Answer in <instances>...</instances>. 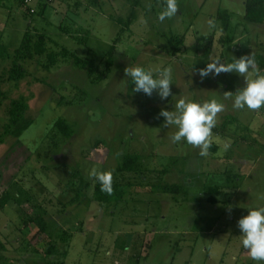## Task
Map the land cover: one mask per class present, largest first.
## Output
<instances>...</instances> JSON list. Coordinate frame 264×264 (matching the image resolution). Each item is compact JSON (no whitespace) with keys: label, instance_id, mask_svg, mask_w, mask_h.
Wrapping results in <instances>:
<instances>
[{"label":"rangeland","instance_id":"1","mask_svg":"<svg viewBox=\"0 0 264 264\" xmlns=\"http://www.w3.org/2000/svg\"><path fill=\"white\" fill-rule=\"evenodd\" d=\"M102 1L101 7L92 0L55 1L35 25L86 58L91 76L73 62L47 71L38 62L44 57H36L20 87L1 88L32 95L33 124L0 145V198L11 194L9 212L0 209V264H258L242 246L238 220L264 206V108L235 110L223 99L224 92L245 86L237 73L201 80L198 70L217 57L224 64L264 57V23L244 20L245 0H177V15L162 23L163 0H141L133 23L122 29L114 18H128L133 2ZM221 10L230 12L228 30ZM137 65L170 67L172 95L162 100L155 91L151 97L133 92L124 69ZM181 97L225 104L213 129L217 150L211 147L207 157L185 141L172 143L176 128L165 127L159 116ZM58 117L74 129L68 140L51 131ZM127 153L140 154L134 171L118 168ZM93 168L113 171V182L126 191L123 202L95 201ZM166 184L182 190L168 192ZM13 214L23 220L43 215L46 234L31 242L36 224L21 228Z\"/></svg>","mask_w":264,"mask_h":264},{"label":"clouds","instance_id":"2","mask_svg":"<svg viewBox=\"0 0 264 264\" xmlns=\"http://www.w3.org/2000/svg\"><path fill=\"white\" fill-rule=\"evenodd\" d=\"M163 8L158 12L159 22L175 17L179 11L177 0H163ZM209 27H215L212 20L208 21ZM125 75L134 84L133 92L144 93L151 97L155 91L160 99L164 100L172 95V69L160 65H152L148 68L142 66L126 67ZM237 73L244 78L245 86L235 93L226 91L224 100H232L235 110L247 108L253 112H259L264 108V74L257 66L253 54L233 57L232 62L224 64L219 57L207 63L205 68L198 70L203 80L210 74L215 76L221 73ZM225 110V104L216 98L203 103L190 100L186 97L179 98L174 105V110L161 109L159 116L165 118V127H175L170 140L174 144L185 141L193 148L199 149V155L207 157L213 143L217 142L213 135V129L217 126L218 115ZM229 144L223 145L227 151ZM221 153H217L220 155ZM90 176L100 184V190L109 195L113 193V171H98L93 168ZM238 227L242 232L241 243L247 250L248 256L258 262H264V206L251 208L246 216L238 220Z\"/></svg>","mask_w":264,"mask_h":264},{"label":"trees","instance_id":"3","mask_svg":"<svg viewBox=\"0 0 264 264\" xmlns=\"http://www.w3.org/2000/svg\"><path fill=\"white\" fill-rule=\"evenodd\" d=\"M24 9L26 17H32L35 15H42L45 17L43 9L49 6L48 4L42 5L40 9L35 13H31L26 7L23 0H20ZM133 2L134 9L130 12L128 18L123 16H117L114 18L124 28H129L135 19V7L141 4V0H129ZM95 5L101 7L102 0H92ZM79 4V2H78ZM222 20V24L225 30L230 28V12L228 10H221L218 13ZM243 18L246 22L254 24L264 23V0H245ZM44 20V19H43ZM46 20V18H45ZM173 41V40H172ZM171 41V42H172ZM175 47V46H174ZM10 47L5 44H0V115L1 111H5L6 120L0 124V145H3L8 137L19 139L23 136L33 124V120L28 116V110L30 109V101L32 95H15L9 94L6 90L1 89L5 84H12L11 88L20 87L21 82L31 75L28 67L26 66L29 61H33L36 57H44L43 60H38L40 66L45 70H51L57 67L62 62H73L78 68L87 67L88 76H91L94 72V67L88 65L86 58L81 57L72 48L60 43L53 39L46 32H39L34 24H30L23 36V39L18 47L15 49H9ZM115 50V44L112 45L108 51L107 59V73L111 70L114 60L113 52ZM177 49H174L176 53ZM257 66L260 70L264 71V57L254 55ZM2 64V65H1ZM107 73H103L100 77L102 79L107 77ZM2 120V117L1 119ZM53 129L61 134L65 140L70 139L74 135L73 127L62 117H58L54 120ZM64 140V141H65ZM212 150H217V146L213 145ZM140 154L127 153L124 155L122 162L119 165L121 171H134L139 168ZM166 191L178 192L182 190V186L178 184H166L163 186ZM94 199L99 204L109 203H121L126 198V191L122 184L113 182V193L111 195L102 192L100 190V184L95 182ZM11 199L10 192L5 193L0 198V209L9 212L7 203ZM12 218L21 227H27L30 221L36 224L34 232L30 234V240L38 241L47 232L48 223L43 215L38 214L30 220H23L22 218L12 215ZM3 247L2 244H0ZM45 264H53L51 262H45Z\"/></svg>","mask_w":264,"mask_h":264},{"label":"crops","instance_id":"4","mask_svg":"<svg viewBox=\"0 0 264 264\" xmlns=\"http://www.w3.org/2000/svg\"><path fill=\"white\" fill-rule=\"evenodd\" d=\"M58 1V0H56ZM48 10L43 9L44 13ZM24 17V18H22ZM22 18V23H17ZM25 18L28 19L26 23ZM42 15L26 17L25 9L20 0H0V44L8 45L16 36H23L30 24L36 25L38 21L43 20ZM27 25V26H26Z\"/></svg>","mask_w":264,"mask_h":264},{"label":"built area","instance_id":"5","mask_svg":"<svg viewBox=\"0 0 264 264\" xmlns=\"http://www.w3.org/2000/svg\"><path fill=\"white\" fill-rule=\"evenodd\" d=\"M56 0H23L25 7L31 12L36 13L42 5H51Z\"/></svg>","mask_w":264,"mask_h":264}]
</instances>
